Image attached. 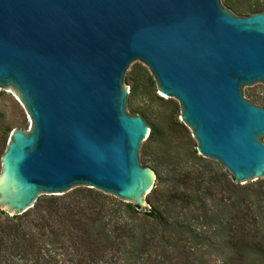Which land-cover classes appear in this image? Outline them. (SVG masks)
Listing matches in <instances>:
<instances>
[{
  "label": "water",
  "instance_id": "water-1",
  "mask_svg": "<svg viewBox=\"0 0 264 264\" xmlns=\"http://www.w3.org/2000/svg\"><path fill=\"white\" fill-rule=\"evenodd\" d=\"M134 60L175 97L196 152L235 183L264 176V107L242 95L264 82V10L220 0H0V87L30 118L1 156L0 209L20 214L40 194L75 185L140 209L156 179L138 149L150 128L125 109Z\"/></svg>",
  "mask_w": 264,
  "mask_h": 264
},
{
  "label": "rangeland",
  "instance_id": "rangeland-1",
  "mask_svg": "<svg viewBox=\"0 0 264 264\" xmlns=\"http://www.w3.org/2000/svg\"><path fill=\"white\" fill-rule=\"evenodd\" d=\"M226 1L239 15L264 10V0H220ZM123 84L130 91L126 111L158 130L138 149L140 164L156 175L144 196L153 214L130 219L125 200L84 185L40 194L23 213L0 209V264H264V176L233 186L220 162L199 155L178 100L158 90L142 61L129 64ZM241 92L264 107V82ZM30 123L19 99L0 87V170L10 132ZM100 204L106 215L98 219L92 211Z\"/></svg>",
  "mask_w": 264,
  "mask_h": 264
},
{
  "label": "trees",
  "instance_id": "trees-1",
  "mask_svg": "<svg viewBox=\"0 0 264 264\" xmlns=\"http://www.w3.org/2000/svg\"><path fill=\"white\" fill-rule=\"evenodd\" d=\"M224 6L226 7V8H228V9H230L231 11L232 10H234V11H238V12H241V10L240 9H238L236 6H234V5H232V4H229L227 1L224 3ZM254 12H257V10L255 11V10H250L249 11V13L248 14H251V13H254ZM158 132V130L156 129V127L155 126H152V127H150V132H149V135H148V138H151V137H153L154 136V134H155V132ZM145 147V146H144ZM143 147V148H144ZM236 186L237 185V183H233V186ZM88 192H89V195L90 194H92V195H94V196H96V197H100V198H103L102 200H107V196H105V195H102V194H100L99 192H91V190H88ZM96 194V195H95ZM88 195V194H87ZM98 199V198H97ZM122 206H124V212H126L127 213V216H129V218L130 219H132V216H131V214H135V212H143V213H145L146 215H152L153 214V210H150V209H140V208H138L137 206H135V205H133V204H131V203H129V202H127V203H120ZM103 205L104 204H100V206H99V208L98 209H96V211H92L93 213H95V215H97V218L98 219H101L102 217H104V215H106V214H104V210H103ZM123 212V211H122ZM132 212V213H131ZM109 216L110 217H115V218H117V217H119V215H114V214H109ZM15 217V216H14ZM106 222H108V220L106 221ZM106 222H104L103 223V227H102V232H104L106 229H105V224H107ZM125 225H127V224H125Z\"/></svg>",
  "mask_w": 264,
  "mask_h": 264
}]
</instances>
